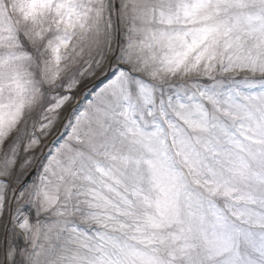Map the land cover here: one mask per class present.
<instances>
[{"label": "rangeland", "instance_id": "374dc122", "mask_svg": "<svg viewBox=\"0 0 264 264\" xmlns=\"http://www.w3.org/2000/svg\"><path fill=\"white\" fill-rule=\"evenodd\" d=\"M0 264H264V0H0Z\"/></svg>", "mask_w": 264, "mask_h": 264}]
</instances>
